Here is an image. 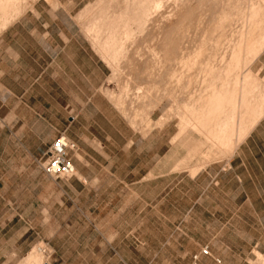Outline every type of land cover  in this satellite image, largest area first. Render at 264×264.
Wrapping results in <instances>:
<instances>
[{
	"label": "rangeland",
	"instance_id": "374dc122",
	"mask_svg": "<svg viewBox=\"0 0 264 264\" xmlns=\"http://www.w3.org/2000/svg\"><path fill=\"white\" fill-rule=\"evenodd\" d=\"M96 1L98 0H19L15 5L18 9L16 8L12 14L10 9L0 8V66L4 68L7 64L3 57L7 54L5 48L8 46V25L21 13L36 5L41 11L39 19L41 22H45L44 28L48 32V38L45 41L47 50L43 63H49L50 67L47 69V73L43 75L42 85L54 99L55 106L59 103L57 114L61 122L60 133L65 132L69 136V122L76 117L79 122L77 135L85 142L92 137L102 141L106 135L114 136L117 141L122 143H127L133 139L135 147H139L140 174L143 175L147 170L154 167L153 174L158 177L156 183L158 202L160 196H164L166 192H169L171 197H175V200L177 199L176 202L172 199L176 204L181 198L180 195L185 196L187 192L194 194L195 197L202 184L208 183L210 185L208 189H213L214 173L218 168L227 169L230 152L222 147L221 150L219 146L213 148L214 150L211 149L210 154L205 155V148H202L191 157L188 156L190 157L189 160L187 159L188 153H186V147L189 144H186L185 147L179 145V141H177L176 145H172L170 140L178 131V118L174 113H168V110L173 112L170 108L173 104L170 99H172V94L175 91L173 92L171 88L174 82L169 81L167 75L165 78L168 82H166L167 80L164 81L165 78L162 76L164 69L159 77V83L153 80L157 82L158 88L154 87L155 89L152 88L148 91L150 95L145 101L146 105H143L142 108L138 107V113L134 114L136 119L134 117L133 124L127 122L126 119L133 112L131 109L136 103L132 97L135 87L146 83L148 78L151 80H147V83L153 82L152 79L155 78L151 72L156 68L150 66L147 67L149 69H144L146 67L144 61L141 63L134 61L132 64L134 66L131 65L132 68L130 67L129 71L126 67L120 69V79L118 77L111 78V69L100 60L97 53L91 48V43L83 31L82 23L88 18V14L83 18L77 16L84 6L92 5ZM254 1L255 5L262 11L264 24V0ZM34 23H29L30 27L34 26ZM37 27L41 29L39 24ZM191 33L189 32V35ZM62 35L67 37L69 43L66 45L71 46L75 53H70L69 48L63 49L66 40L62 38ZM57 44L61 46L59 55L57 54L59 51L56 47ZM259 52L261 54L259 53L254 58L255 60L250 61L249 69L252 71V77L256 79V82L261 83L262 85L257 82L263 88L264 45ZM53 61L61 66L60 75L57 74V70L54 71L56 68H52ZM142 65L143 70H145L143 73H141ZM125 69L126 72H124ZM142 74L145 79L147 77L145 81L142 79ZM2 79L4 84L8 83V78L3 77ZM164 83H168L166 84V91L172 93V96L169 98L166 95L160 99L165 92L160 94L165 88ZM161 85L163 87H160ZM109 93L113 96V100L109 97ZM7 101L8 94L0 93V106L3 108H0V127L3 129L8 126V120L13 121V119L8 118V106L5 105V108L3 106ZM153 101L157 103L155 106L152 105L154 104ZM262 104L264 107V101ZM47 106L48 104L43 103L39 107L46 127L51 126L56 119L53 116L54 110H50ZM263 112L264 110H262L261 115ZM166 114L168 115L167 118H165ZM169 115L170 119H168ZM161 116L164 117L163 120L168 119L169 121L164 120L167 123L162 121ZM163 123L165 125H162ZM148 124H152L153 127ZM60 133L55 135L43 149L30 151L29 154L10 148L0 149V264H184L177 261L161 260L168 256V249L171 252V248L160 247L159 245L156 248L157 258L160 260L154 262L135 260L136 258L148 257V250L141 255L133 246V241H135L133 235L136 231L129 227L134 224L131 220L133 211L139 208L142 200L131 192L124 198L110 200L112 207L119 204L125 209L126 229L121 231V235H124L123 241L126 244L123 246L124 257L130 260L118 261L114 252L118 242V231L112 228L106 230L105 227L108 223L105 221L98 223L97 229L94 228L95 222L101 221L100 218L105 216V209L103 208H108L100 204L101 200L104 199L94 195L96 189H105L104 184L100 182L88 183L81 180L77 185H74V175L72 179L53 180L43 172L41 164L44 160V153ZM186 136L196 141L203 139L196 132ZM3 137L4 134H1L0 142H3ZM201 151L203 152L201 153ZM204 155L205 157H203ZM25 156L28 160L24 159ZM95 157L97 159V156ZM98 161L100 160L98 159ZM196 174H198L199 182L196 180L194 183L189 178ZM182 181L188 183V188L187 184L183 185ZM220 181L225 190L239 189V186L232 182L229 174L221 177ZM101 185L103 186L100 187ZM243 185L246 189H252L249 191H254L255 188L264 187V181L254 183L247 181ZM85 188L91 191L89 196L85 195ZM148 193L146 191V193L141 194L144 201H149ZM192 200L193 197L182 198L180 205H178L185 211L187 208H191ZM75 205L78 209L82 208L83 212H94L92 218H89L88 221L78 209L74 212ZM195 206L193 207L194 210L196 209ZM114 209L116 210V207ZM175 231L179 232L181 229L175 227ZM190 231L196 233L195 228L190 229ZM105 235L108 237L106 238ZM161 237L163 239V236ZM34 247L41 249L40 259L35 262L26 261L27 252ZM262 257L261 254L254 255L252 264H257V260L260 261Z\"/></svg>",
	"mask_w": 264,
	"mask_h": 264
},
{
	"label": "crops",
	"instance_id": "0c3cea01",
	"mask_svg": "<svg viewBox=\"0 0 264 264\" xmlns=\"http://www.w3.org/2000/svg\"><path fill=\"white\" fill-rule=\"evenodd\" d=\"M40 16L41 11L34 5L8 25V46L5 48L7 54L3 57L7 64L4 68L0 66V93L8 94V101L3 106H8V118L13 121L8 120V126L4 129L0 127V135L4 134L0 149L10 148L29 154L30 151L43 149L61 132L57 114L59 103L55 106L54 99L42 85L43 75L50 65L43 63L48 32L44 28L45 22L39 19ZM33 22L34 26L30 27L29 23ZM38 24L41 29L37 27ZM62 38L66 40L63 49L69 48L70 53H75L71 46L66 45L69 43L67 37L62 35ZM56 47L59 55L61 46L57 44ZM54 63L55 61L52 68H56L54 71L57 70L59 74L61 66L59 63H55V66ZM3 77L8 78L7 84H4ZM43 103L54 110L53 116L56 117L48 127L39 112L40 104ZM0 108L3 109L1 106ZM258 120L249 128L250 131H246L245 138L236 144L238 147L235 145L234 151L230 152L227 169L218 168L214 173L213 189H208V183L202 184L195 197L187 192L185 196L180 195L176 204L174 201L177 199L171 197L169 192L160 196L158 202V177L153 174L154 167L143 175L140 174V152L133 139L122 143L116 137L106 135L102 141L92 137L85 142L77 135L79 122L76 117L69 122V136L62 133L76 145V150L70 153L75 171L74 185L81 180L104 184L105 189H96L94 195L104 199L100 204L108 208H103L105 216L100 218L101 221L95 222L94 228L97 229L98 223L105 221L108 223L106 230L112 228L118 231V242L114 249L118 261L130 260L124 257L123 246L126 244L123 241L124 235H121V231L126 229L125 209L117 204L115 210L110 200L124 198L129 192L142 200L139 208L133 211L131 220L134 224L129 227L136 231L133 246L141 255L148 250V257L135 260H160L157 258L158 245L171 248V252L170 249L169 253L166 252L168 256L161 260L184 264H252L254 255L261 254L264 257V187L249 191L252 189H246L243 185L247 181H264V114ZM24 159L28 160L27 156ZM198 174L189 180L199 182ZM227 174L239 189L225 190L222 187L220 179ZM182 182L188 188V183ZM146 191L149 192V201H144L141 197ZM90 192L85 188L86 196ZM191 197V208L183 211L179 207L181 199ZM74 209V212L78 209L76 205ZM78 210L88 221L94 214L83 212L82 208ZM175 227L181 231L176 232ZM193 228L196 233L190 231ZM204 247L208 249L206 255L201 253ZM194 256H197L196 259ZM263 257L260 261L257 260V264H264Z\"/></svg>",
	"mask_w": 264,
	"mask_h": 264
},
{
	"label": "bare ground",
	"instance_id": "6f19581e",
	"mask_svg": "<svg viewBox=\"0 0 264 264\" xmlns=\"http://www.w3.org/2000/svg\"><path fill=\"white\" fill-rule=\"evenodd\" d=\"M17 1L0 0V8L10 9L12 14ZM86 14L83 31L91 48L111 69L112 79L120 77L122 67L129 71L134 61H144V69L156 68L150 71L155 78L152 81L159 83L164 69L162 76L174 82L171 88L175 92L170 99L173 112L168 113L178 118V131L170 142L173 145L179 141L185 147L189 144L187 159L202 148L205 155L219 146L234 151L246 131L256 124L264 110V87L252 77L249 63L263 49L264 24L254 0H98L84 6L77 16L83 18ZM141 70L145 71L143 65ZM142 79L147 77L143 75ZM156 81L141 86L136 83L132 96L136 103L126 119L130 124L136 119L138 107L146 105L148 91L158 88ZM166 84L159 92L165 91L160 99L172 96ZM109 97L113 100L110 93ZM162 116V121L170 119V115L164 120ZM191 132L203 139H190L186 135ZM40 257L41 249L34 247L26 261L35 262Z\"/></svg>",
	"mask_w": 264,
	"mask_h": 264
},
{
	"label": "built area",
	"instance_id": "2783aa9c",
	"mask_svg": "<svg viewBox=\"0 0 264 264\" xmlns=\"http://www.w3.org/2000/svg\"><path fill=\"white\" fill-rule=\"evenodd\" d=\"M76 150V145L64 133H60L44 153L41 164L43 172L53 180L69 179L74 173V164L70 153ZM208 254L207 247L201 250ZM197 256L193 258L196 259Z\"/></svg>",
	"mask_w": 264,
	"mask_h": 264
}]
</instances>
